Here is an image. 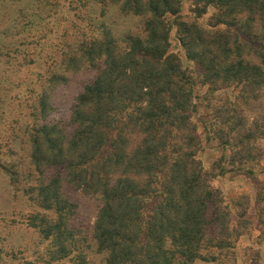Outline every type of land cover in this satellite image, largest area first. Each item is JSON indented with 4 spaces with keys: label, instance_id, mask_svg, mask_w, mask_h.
Segmentation results:
<instances>
[{
    "label": "trees",
    "instance_id": "trees-1",
    "mask_svg": "<svg viewBox=\"0 0 264 264\" xmlns=\"http://www.w3.org/2000/svg\"><path fill=\"white\" fill-rule=\"evenodd\" d=\"M94 1L99 16L88 15L86 32L78 28L76 41L58 49L54 68L44 65L32 82L0 80L2 114L12 105L26 110L19 138L28 170L9 173L10 182L20 183L37 209L29 224L46 243L40 259L25 264H92L91 247L70 227L75 205L64 185L98 199L92 238L106 264H237L250 201L228 204L211 181L236 172L258 183L248 164L256 162L259 126L249 127L227 98L211 116L215 123L208 114L192 117L200 109L198 86L207 88L201 101L227 88L244 100L262 99L264 0H189L192 17L180 16L179 0ZM112 6L141 18V33L114 36L105 22ZM210 8V28H202L198 19ZM172 26L192 71L169 51ZM38 66L7 64L17 76ZM82 69L95 78L77 95L67 123L53 121L51 92ZM198 126L229 154V171L222 159L203 168ZM262 201L258 194L255 204Z\"/></svg>",
    "mask_w": 264,
    "mask_h": 264
},
{
    "label": "rangeland",
    "instance_id": "rangeland-1",
    "mask_svg": "<svg viewBox=\"0 0 264 264\" xmlns=\"http://www.w3.org/2000/svg\"><path fill=\"white\" fill-rule=\"evenodd\" d=\"M93 1L0 0V53L4 54L0 56V80L25 79L32 82L33 79L38 78L37 75L43 73L44 65L54 68V64L60 61L58 49H64L76 41L74 39L78 35V28L81 33L86 32L90 26L86 21L88 15L99 16L100 8ZM179 1L180 16L192 17L190 1ZM212 13L213 9L210 8L198 19L202 28H210L209 20ZM105 22L116 37L126 33L140 34L143 27L141 18L123 17L118 6L108 9ZM216 29L224 30L225 27L219 26ZM169 42L170 53L180 58L182 67L190 71L194 70V65L185 58L176 37L175 26L171 28ZM11 60L22 64L35 62L39 66L30 72H21L17 76L12 68L7 67ZM95 76L96 72L91 69L66 74V83L57 86L51 92V101L55 108L51 116L53 121L67 123L77 95ZM206 91L207 88L202 86L195 89V95L200 99L197 100L200 103V109L192 117L194 122L205 117V114L211 117L215 110L222 107L228 99L237 104V109L243 110L249 127L252 123H257L259 126L256 131L257 141L254 150L256 162L248 164L258 183L243 174L227 172L213 178L211 186L221 193L228 204L239 197H248L250 201L248 209L244 204L247 212L244 217V221L247 222L245 231L248 235L241 236L235 245L236 263L264 264V135L261 136L264 129V94L260 101L244 100L238 97V89L227 88L215 92L212 100L201 101ZM20 106V109L13 105L10 108H4V114H2V108L0 109V264H25L26 260H39L46 247V243L42 242L29 224L31 216L37 213V209L22 196L20 192L22 185L19 183L18 188H15L10 182L9 173L18 174L28 170L25 168L27 151L19 138L20 131L22 132L20 113L26 110L22 105ZM212 122L215 123V120L213 119ZM221 127L224 130L227 129V126ZM198 135L202 142L198 159L203 168L210 171L212 164L222 159L223 166L226 171H229L230 156L218 148V140L207 141V136L199 126ZM63 193L75 205L70 227L78 239H85L87 245L91 247L88 252L89 260L92 264H106L104 256L96 253V244L92 238L93 222L99 207L98 199L69 185L63 186ZM258 194L262 195L263 201L256 205L255 199Z\"/></svg>",
    "mask_w": 264,
    "mask_h": 264
}]
</instances>
